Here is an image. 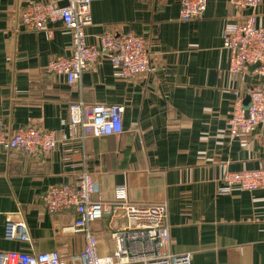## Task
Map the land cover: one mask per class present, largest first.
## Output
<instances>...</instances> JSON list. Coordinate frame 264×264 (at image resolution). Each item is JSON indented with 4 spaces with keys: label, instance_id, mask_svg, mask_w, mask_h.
I'll return each instance as SVG.
<instances>
[{
    "label": "crops",
    "instance_id": "crops-1",
    "mask_svg": "<svg viewBox=\"0 0 264 264\" xmlns=\"http://www.w3.org/2000/svg\"><path fill=\"white\" fill-rule=\"evenodd\" d=\"M39 1L65 3L0 0L3 125L33 123L67 135L68 104L80 99L123 106V131L84 143L72 135L48 156L0 150V250L76 255L84 241L69 227L74 211L49 213L42 195L51 185L74 182L88 168L104 201H113L116 187L123 185L131 202L165 203L167 251L189 254L190 264H264V189L218 190L226 170L264 163V124L231 137L227 123L235 94L245 105L251 89L264 87V73L253 64L231 75L229 51L222 46L224 26L250 10L238 11L229 0H206L200 16L181 21L180 0H91L87 42L105 31L143 36L152 53L151 69L125 81L104 59L69 84L63 75L43 69L69 53V30L59 20L36 31L18 23V11ZM255 13L257 25L264 26V0ZM11 220L25 223L29 240L4 236V224ZM122 225L117 208L92 224L99 254L112 252L110 233Z\"/></svg>",
    "mask_w": 264,
    "mask_h": 264
},
{
    "label": "built area",
    "instance_id": "built-area-1",
    "mask_svg": "<svg viewBox=\"0 0 264 264\" xmlns=\"http://www.w3.org/2000/svg\"><path fill=\"white\" fill-rule=\"evenodd\" d=\"M263 0H229L238 10L249 9L242 20L228 22L222 31V46L229 51L228 72L239 75L251 64L258 63V72L264 73V26L257 25L255 9ZM91 0H65L62 5L31 2L18 11V23L25 30H41L47 23L59 20L69 30L70 48L66 55L49 60L44 71L63 75L69 84L79 81L82 73L91 70L107 59L113 75L125 81H135L151 69L152 53L143 36L124 32L118 36L105 31L96 42L88 43L85 28L91 23ZM206 0H180L179 19L188 21L202 14ZM245 107L240 94H235L228 116L229 136L249 133L264 124V87L248 92ZM123 106L106 103L88 104L72 101L64 120L69 134H58L37 124L21 125L13 129L0 120V150H17L27 156H48L69 136L81 142L93 136L120 134ZM66 152L71 149L65 148ZM219 193L233 189H264V163L254 169L226 170L219 178ZM49 213L73 210L75 218L69 226L83 237L82 249L73 256L57 250L23 252L0 250V264H190L189 254H172L167 251L169 231L165 203L144 204L127 198L126 186L116 187L115 199L104 201L96 193L93 173L84 168L72 183L49 186L42 195ZM122 209L123 225L114 229L110 237L115 247L109 254L98 251L97 237L92 224L104 215H113ZM4 236L8 239L29 240L22 220L6 221Z\"/></svg>",
    "mask_w": 264,
    "mask_h": 264
},
{
    "label": "water",
    "instance_id": "water-1",
    "mask_svg": "<svg viewBox=\"0 0 264 264\" xmlns=\"http://www.w3.org/2000/svg\"><path fill=\"white\" fill-rule=\"evenodd\" d=\"M259 66V64L258 63H255V64H253V67H255V68H257ZM246 100H248L247 101V103L245 104V107L248 105V103H249V98H247Z\"/></svg>",
    "mask_w": 264,
    "mask_h": 264
}]
</instances>
